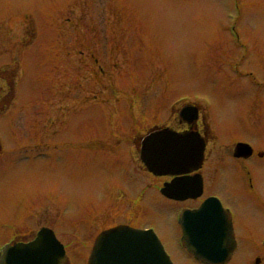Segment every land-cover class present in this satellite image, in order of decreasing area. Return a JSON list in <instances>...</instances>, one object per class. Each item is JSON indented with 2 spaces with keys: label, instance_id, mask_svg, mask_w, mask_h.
Segmentation results:
<instances>
[{
  "label": "rangeland",
  "instance_id": "obj_1",
  "mask_svg": "<svg viewBox=\"0 0 264 264\" xmlns=\"http://www.w3.org/2000/svg\"><path fill=\"white\" fill-rule=\"evenodd\" d=\"M0 76L21 95L0 117L9 147L25 144L33 121L46 135L47 121L58 128L47 159L0 157V242L46 226L69 264H87L99 231L124 223L151 227L174 264H200L178 243L183 202L132 160L145 133L175 126L167 106L186 96L219 141L205 193L186 203L217 195L235 226L225 264H264V159H250L247 189L228 142L264 151V0H0Z\"/></svg>",
  "mask_w": 264,
  "mask_h": 264
},
{
  "label": "water",
  "instance_id": "obj_2",
  "mask_svg": "<svg viewBox=\"0 0 264 264\" xmlns=\"http://www.w3.org/2000/svg\"><path fill=\"white\" fill-rule=\"evenodd\" d=\"M180 115H182L180 113ZM193 118H190L191 122ZM203 146L195 134H177L163 129L142 140L140 157L146 168L160 174L178 165L197 163L202 158ZM240 153L250 150L238 145ZM180 171V170H175ZM200 181L193 186L199 188ZM191 187L180 183L177 187ZM199 193V192H198ZM197 193V194H198ZM183 233L187 236L185 247L196 257L211 264L225 262L235 246L229 224L213 199H207L197 211L182 215ZM228 236V237H227ZM62 245L53 232L42 228L35 240L27 244L9 246L0 264H64ZM89 264H172L152 231H140L118 226L102 232L96 239Z\"/></svg>",
  "mask_w": 264,
  "mask_h": 264
},
{
  "label": "flooded vegetation",
  "instance_id": "obj_3",
  "mask_svg": "<svg viewBox=\"0 0 264 264\" xmlns=\"http://www.w3.org/2000/svg\"><path fill=\"white\" fill-rule=\"evenodd\" d=\"M5 78L3 76H0V80H4ZM9 79V78H7ZM15 99V85L14 82H10V80H6L5 83L2 85H0V114H8L10 113V108L13 107V101ZM38 115V114H37ZM32 123H36L37 125V130H34L32 132V134L30 135V137H24V143H20V139L18 140L17 143H19L21 145V147L18 148V146L13 149L11 147H9L8 145H3L1 143L0 145V157L3 156H12V155H16L15 153H17L18 151L22 150L23 152V156H21L20 158L29 156V155H34V156H39L42 155V150H43V145L44 144V138H46V143H49L50 149L52 151L57 149L58 146V128H57V121L54 120H50L47 121L46 123H48L50 125V130L47 133V135L43 132V126L42 123H40L39 120L33 121ZM45 123V124H46ZM197 131L199 132V134L203 137L204 143H205V150H204V158L202 161L201 166L196 170V171H191L189 174H193V173H199L202 177V182L205 186V182H204V168L205 165L208 163V160L210 159L209 157L213 154L211 153V137L209 136V133L207 131V128L204 127L203 122H197L195 125ZM192 128V126H189L185 123L182 124H177L176 129L177 130H186V129H190ZM35 134V136H33ZM52 145V148H51ZM233 147L231 148V153H233ZM20 149V150H19ZM260 155V154H258ZM253 156H256V150L253 148V152L251 155H249L248 157L244 158L245 160H250L253 159ZM262 156V155H260ZM5 158V157H4ZM212 171L215 173L217 172V168L213 167ZM206 172H209V170L207 169ZM166 180L165 181H170L173 177L170 176H166L165 177ZM259 196V194H258ZM189 202V201H188ZM180 203V202H178ZM186 202H183V207H188V208H195L192 206H188L185 204ZM233 216V215H232Z\"/></svg>",
  "mask_w": 264,
  "mask_h": 264
},
{
  "label": "bare ground",
  "instance_id": "obj_4",
  "mask_svg": "<svg viewBox=\"0 0 264 264\" xmlns=\"http://www.w3.org/2000/svg\"><path fill=\"white\" fill-rule=\"evenodd\" d=\"M18 99H20V95H19ZM18 99H17V100H18ZM107 145H108L109 147H111V146H112V145H111V144H109V143H107ZM115 193H116V191H115ZM115 193H114V195H115Z\"/></svg>",
  "mask_w": 264,
  "mask_h": 264
}]
</instances>
